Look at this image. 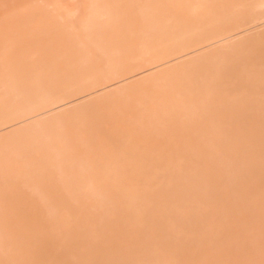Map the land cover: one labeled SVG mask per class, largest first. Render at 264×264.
<instances>
[{"label": "rangeland", "instance_id": "1", "mask_svg": "<svg viewBox=\"0 0 264 264\" xmlns=\"http://www.w3.org/2000/svg\"><path fill=\"white\" fill-rule=\"evenodd\" d=\"M214 1L0 0V114L32 90L82 87L108 69L150 64L180 40L209 39L3 127L0 137L188 62L218 59L203 65L214 63L211 70L199 65L197 77L186 70L189 80L177 74L145 95L126 98L127 91L103 109L95 105L102 114H73L78 121H65L60 139L67 140L51 141L56 148L45 147L48 134L33 137L46 154L35 145L24 150L43 154L39 163L20 147L16 155L17 146L2 151L0 264H264V56L245 65L252 73H240L241 82L242 54L232 50L264 34V0ZM244 15L240 27L210 34ZM109 118L121 124L110 132Z\"/></svg>", "mask_w": 264, "mask_h": 264}, {"label": "bare ground", "instance_id": "2", "mask_svg": "<svg viewBox=\"0 0 264 264\" xmlns=\"http://www.w3.org/2000/svg\"><path fill=\"white\" fill-rule=\"evenodd\" d=\"M216 1V0H215ZM214 1V2H215ZM227 1V0H226ZM237 1V0H236ZM242 1V0H241ZM213 2V3H214ZM232 2V1H231ZM264 2V1H263ZM227 4L229 3V1L228 2H226ZM160 4V3H159ZM185 4V3H184ZM203 4V3H202ZM204 5H206V4H204ZM203 7V6H202ZM220 7V6H219ZM161 8V7H160ZM201 8V7H200ZM204 8V7H203ZM207 8V7H206ZM217 8V7H216ZM185 9H187V8H185ZM215 9V8H214ZM218 9V8H217ZM37 10V9H36ZM162 10V9H161ZM184 10V9H183ZM204 10H206L205 8H204ZM220 10V9H219ZM218 10V11H219ZM38 11V10H37ZM93 11H95V10H93ZM155 11V10H154ZM199 11V10H198ZM185 12H186V10H185ZM184 12V13H185ZM208 12H209V10H208ZM156 13V12H155ZM200 13V12H199ZM219 13V12H218ZM183 14V13H182ZM197 14H198V12H197ZM209 14H210V12H209ZM95 15L97 16V12H95ZM95 15L93 16V17H95ZM113 14H111V16H112ZM157 15V14H156ZM159 15V14H158ZM188 15V14H187ZM195 15V17H196V13L194 14ZM199 16H201L200 14H198ZM149 16V15H148ZM151 16V15H150ZM155 16V15H154ZM219 16V15H218ZM160 17V16H159ZM185 17V16H184ZM198 17V16H197ZM210 17H211V15H210ZM150 18V17H149ZM180 18V17H179ZM187 18H192V20H193V23H194V19H193V17H191L190 15H189V17L187 16ZM156 19H158V18H156ZM246 19H248L247 17H246V15H244V16H239V17H236V18H230V20L227 22V25L226 24H224L223 26H221L220 28H218V30H212L213 32H210V34L211 33H213V36H215V34H218V32L219 33H221L222 31H224V30H230V28L231 27H235L236 25H238L237 27H240L242 24H243V22L245 23L247 20ZM87 20H88V18H87ZM151 20V19H150ZM180 21H181V19H179ZM178 20V21H179ZM191 20V19H190ZM192 20H191V23H192ZM196 20V19H195ZM216 20V19H215ZM146 21H147V19H146ZM176 21V20H175ZM186 21H188V19L186 20ZM198 21H200L199 19H198ZM197 20H196V22H198ZM94 22V21H93ZM113 22H115L114 20H113ZM184 22V21H183ZM182 22V23H183ZM109 24V23H108ZM116 24V23H115ZM148 24V23H147ZM185 24H187V23H185ZM240 24V25H239ZM89 24H87V26H88ZM112 25H114V24H112ZM151 25V24H150ZM154 25V24H153ZM183 25V24H182ZM188 25V24H187ZM226 25V26H225ZM86 26V27H87ZM91 26V25H90ZM193 26H194V24H193ZM154 27V26H153ZM153 27H150V28H153ZM179 27V26H178ZM188 27V26H187ZM149 28V29H150ZM161 28V27H160ZM182 28V27H181ZM91 29V28H90ZM112 29V28H111ZM116 29V28H115ZM184 29H187L186 27L184 28ZM184 29H181L182 31H184ZM192 28H190V26H189V30H191ZM221 29V30H220ZM95 30V29H94ZM93 30V31H94ZM232 30V29H231ZM85 31H86V29H85ZM146 31V30H145ZM147 31H148V29H147ZM155 31H156V29H155ZM181 31V32H182ZM186 31V30H185ZM187 31H188V29H187ZM228 32V31H227ZM87 33V32H86ZM143 33V32H142ZM225 33H226V31H225ZM194 34H196V33H194ZM206 33H204V35H205ZM209 34V33H208ZM199 35H202V36H199ZM264 35V34H263ZM263 35H261L262 37H255V38H253L252 37V39L250 38V40H248V41H245V42H241V44H237V45H232V47H233V49H232V47L230 48V49H232V50H234V53H239V54H244L245 55V52L244 53H241V50H244L245 51V49L248 51V50H250L249 52L251 53L250 55L249 54H247V52H246V57L243 55V57H242V55L241 56H238V58L236 57V60H237V62H238V60H239V64H240V67H241V69L243 68H247V66H249V65H251V64H255V66L257 65V59L258 58H260V57H263L264 56V36ZM91 36H92V34H91ZM198 36V37H197ZM193 37H194V35H193ZM204 38V42H205V40L207 41V40H209V39H206V36H203V34H196L195 35V38ZM89 38V37H88ZM187 38V37H186ZM192 38V37H191ZM190 37H188V39L190 40V41H188V42H186V40L184 39V38H182V39H184V41L185 42H183V40H182V42L183 43H181V40L179 41L180 42V44H178L177 45V43H175V45L173 46V47H168V50L166 49L167 48V46H166V48H165V52L163 51V54H161L160 56L158 55V58H156L155 57V60H154V58H153V62H151L150 64L149 63H147L146 65H144L145 64V62L143 63V66H140L139 64L141 63L142 64V62H140V63H138V65H139V67L138 66H136V64H133V65H135L136 67H134V68H132V69H130V71H129V68H127V70L129 71H127V73H125V72H117V71H114L113 69V71H111L110 69H108V71H110V72H108V73H105V74H100L99 76H97V74H96V76L94 77V79L93 80H91V82L88 84V85H83L82 87H77V88H75V89H67V90H65V88L64 89H57L58 87H56V89L55 90H52V91H50V90H43L42 92H39V91H34L33 92V90H32V93H31V97L30 96H28V97H26V96H24V97H22V99H24L25 97H26V99L25 100H21L20 98H19V100H21V102L19 101V103L16 105V106H14L13 108H12V110H10V111H8V112H5V113H2V114H0V129H2L3 127H6V126H10V125H13V124H15V123H20V122H25L26 121V123H28V120L29 119H31V118H35V116L36 115H38V114H41V113H44V112H46V111H48V110H50L53 106H58V104H60V103H64V102H66V101H68L69 99H71V98H73V97H76V95H78V94H82V93H84V92H86V91H91V89L93 90L94 88L96 89V88H99V87H101V86H104V85H106V84H108V83H110V82H112V81H114V80H117V79H120V78H122V77H124V76H126V75H128V74H130V73H132V72H135V71H139V69H141V68H143V67H146V66H149V65H152V64H160V62L162 63V62H164V60H166V59H168V58H170V57H175V55H177L178 56V54H181V53H184V52H187L189 49H192L193 47H197L196 45H198V43H201L202 41L201 40H203V38L202 39H200V41H199V39H191ZM187 39V40H188ZM212 39H213V37H212ZM247 40V39H246ZM198 41V42H197ZM178 42V43H179ZM193 43V44H191V43ZM197 43V44H194V43ZM204 42H202V43H204ZM173 45V44H172ZM200 45V44H199ZM89 46H90V44H89ZM99 46V45H98ZM169 46H171V45H169ZM88 47V46H87ZM71 48H72V46H71ZM70 48V49H71ZM104 48V47H103ZM163 48V49H164ZM251 48H252V51H251ZM96 48H94V50H95ZM99 50H101V49H99ZM159 51H161L160 53H162V50H159ZM231 51V50H230ZM232 52V51H231ZM231 52H230V56L232 55L233 56V54H231ZM159 53V54H160ZM253 53V54H252ZM259 54H261L260 56H259ZM221 55H222V53H221ZM263 55V56H262ZM155 56V53L153 54V56L152 57H154ZM223 56H224V54H223ZM226 56V55H225ZM234 56H236V55H234ZM258 56V57H257ZM152 57H151V59H152ZM212 57H213V59H212ZM211 57V59H209V60H207L208 62H210L211 60V62H214L215 60H217L218 61V59H215L214 60V57L215 56H212ZM241 57V58H240ZM216 58V57H215ZM225 58V57H224ZM53 59H55V58H53ZM201 59H203V58H201ZM201 59H199L198 61L200 62H197L196 63V61L197 60H194V61H191L192 62V64H191V62H188V63H186V64H184V65H181L180 67H177L173 72H172V70H169V71H171V72H169V71H164L165 73H162V74H160V75H154V77H152V78H146V79H143L141 82H139V83H136V84H134L132 87H131V85L130 86H128V89H126L127 88V86L124 88V89H122L121 88V90H118L119 92H117V91H115L114 93H110V95L109 94H106L107 96H109L108 98H105V99H96V102L94 103H88V104H85L84 106H82V107H80L79 109H72L73 111V113H71L70 111H69V113H68V111H66V112H63L62 113V115H61V113L60 114H56L55 116H53V117H51V118H47V119H44V120H39V121H35L34 123H31V124H28V125H25V126H23V127H21V128H19V129H15V131L14 132H12V133H10V134H7V135H5V136H2V137H0V153H1V155H3L2 154V151L4 152V150L5 149H7V148H9L10 146H13V147H15L16 148V146H17V150L15 151L17 154L16 155H20L21 154V152L19 153V151H21V149H23V151L24 152H26V154H28L27 152H29V150L31 149V148H33V147H31L32 145H35L34 146V149H36V151H38L39 150V147H40V145H39V143L36 141L35 143L37 144V146H36V144L35 143H33V141L35 140L34 138H36L38 135H39V137H37V138H41L40 136H43V135H45L43 138H47L46 137V135L48 136V139L50 140L49 142V145L48 146H45V147H48L47 149H49V148H52L51 146H54L53 148H56L55 147V145H53L52 144V142L51 141H53V143L55 144L56 143V145H57V143H60V136H61V134H62V132L64 131V132H66L65 130H61V128L63 127V124L65 123V121L67 120L68 121V123L70 122V117L71 116H73L72 117V121L71 122H73V119L75 120V119H77V117L76 116H81L82 115V113L84 114V112H88V111H91L90 113L92 114L93 112H95V114H99V112L100 111H98V110H100L99 109V107L98 106H95V105H98L99 104V106L100 107H102L103 105V107L101 108V109H103L104 107H105V104L107 103V102H109L110 100L112 101L113 100V103L112 104H114V103H116V102H114V101H116V100H119L120 99V97H122L123 96V94L124 93H126L127 91V95H129V94H131V95H129V96H126V98L127 97H131L133 94H137L138 92H140V94L141 95H145V92H143V91H145L146 89V87H148L149 88V86H150V89L151 88H153V86L152 85H156V83L159 81V82H161V81H164V83H166V80H169V78L170 77H173V78H175L176 76H178L179 74L181 75H179L180 77H182L183 76V73L184 74H186V72L187 71H189V72H187V74H190V72H191V74L194 72V73H199L200 72V70L199 69H201V68H198V66L200 65H202L201 67H203V69H204V67H205V69L207 68V69H210L211 67L210 66H212V64H214V63H212V64H209L208 65V67H210V68H208V67H206V66H203V65H207L206 64V59H207V57H205V63L203 64V62L204 61H201ZM262 59H264V58H262ZM147 60V59H146ZM148 60H150V59H148ZM147 60V61H148ZM214 60V61H213ZM256 60V61H255ZM146 61V62H147ZM151 61V60H150ZM114 62V61H113ZM194 62V63H193ZM207 62V63H208ZM259 63H260V61H259ZM218 65H219V63H217ZM238 64V65H239ZM247 64V66H245ZM262 64H263V60H262ZM132 65V66H133ZM16 66V65H15ZM243 66V67H242ZM17 67V66H16ZM217 67V68H216ZM236 68H238L237 66H235ZM252 67V65L250 66V68ZM147 68V67H146ZM195 68H198V70H196V71H194L195 70ZM235 68V69H236ZM249 68V67H248ZM12 69V68H11ZM121 69V68H120ZM204 69V70H205ZM215 69L216 70H218V66H215ZM187 70V71H186ZM204 70H201L202 72L204 71ZM211 70V69H210ZM245 70V69H244ZM244 70H240V68H239V73H238V75L240 76V77H238V79L240 78L241 79V76H242V74L244 73V74H247V72H251L252 73V70L251 71H244ZM257 70V69H256ZM9 71V70H8ZM12 71V70H11ZM121 71H123V70H121ZM186 71V72H185ZM220 71V70H219ZM237 71V70H236ZM240 71H244V72H240ZM13 72V71H12ZM168 72V73H167ZM246 72V73H245ZM254 72H255V70H254ZM14 73V72H13ZM192 74V76L194 75L195 76V74ZM196 73V74H197ZM206 73H209V70H207V71H205V74ZM217 73H219V72H217ZM240 73H242L241 75H240ZM259 72H257L256 74H258ZM176 74V75H175ZM178 74V75H177ZM187 74H186V76H187ZM190 74V75H191ZM204 74V75H205ZM243 74V75H244ZM256 74H254L253 73V76L254 75H256ZM12 75V74H11ZM15 75H16V73H15ZM190 75H188L187 76V78H188V80H189V77H190ZM211 75V74H210ZM223 75V74H222ZM259 75V74H258ZM257 75V76H258ZM10 76V75H9ZM8 76V77H9ZM178 76V77H179ZM208 76V75H207ZM212 76V75H211ZM214 76V75H213ZM236 76V75H235ZM246 75H244L243 76V78L245 77ZM261 76V75H260ZM169 77V78H168ZM183 77H185V76H183ZM195 77H197V76H195ZM199 78H200V76H198ZM208 77H210V76H208ZM220 77V76H219ZM251 78V76H247L246 77V79L247 78ZM262 77V76H261ZM18 78H21V77H18ZM26 78H28V77H26ZM36 78V77H35ZM198 78V79H199ZM243 78L241 79L242 81L241 82H243ZM248 78V79H249ZM257 78V77H256ZM8 79V78H7ZM24 79V78H23ZM191 79H193V77H191ZM208 79V78H207ZM211 79H213V78H209V80H211ZM246 79H244V82H245V80ZM252 79V78H251ZM10 79H8V81H9ZM29 80V79H28ZM183 80V79H182ZM15 81H18V80H16L15 79ZM21 81V80H20ZM172 81H175V80H171V84L173 85V83H172ZM178 83H181L180 81H179V78H178ZM197 81V80H196ZM250 81V80H249ZM24 82V81H23ZM158 82V83H159ZM169 82V81H168ZM167 82V83H168ZM191 82V80L188 82L187 81V85L189 84H191L190 83ZM195 82V81H194ZM253 82V81H252ZM8 83V82H7ZM163 83V86L165 85ZM42 84V83H41ZM44 84V83H43ZM184 84V83H183ZM255 84V83H254ZM14 85V84H13ZM17 85V84H16ZM168 85H170L169 83H168ZM175 85V84H174ZM182 85V84H181ZM185 85V84H184ZM187 85H185V87L187 86ZM188 85V86H189ZM10 86V85H9ZM18 86H20V84L18 85ZM30 86H32L31 85V83H30ZM36 86V85H35ZM152 86V87H151ZM159 86V85H158ZM158 86L157 87H154V89L155 88H158ZM171 86V85H170ZM169 86V87H170ZM177 86V85H176ZM193 86V84L191 85V87ZM25 87V86H24ZM28 87V86H27ZM45 87H47V86H45ZM160 87H162V86H160ZM165 87V86H164ZM166 87H167V85H166ZM169 87H168V89H169ZM30 88V87H29ZM41 88V87H40ZM48 88V87H47ZM60 88V87H59ZM178 88H179V86H178ZM18 89V88H17ZM42 89H44V86H43V88ZM149 89V90H150ZM158 89H161V88H158ZM157 89V90H158ZM162 89H163V87H162ZM165 89V88H164ZM180 89V88H179ZM191 89V88H190ZM205 89H206V87H205ZM208 89V88H207ZM205 90L203 93H204V95H205V92H207L208 90ZM24 90V88L22 89V91ZM124 90H126V91H124ZM143 90V91H142ZM182 90V89H181ZM192 90V89H191ZM141 91H142V93H141ZM162 91V90H161ZM211 91H212V89H211ZM216 91V90H215ZM28 92V91H27ZM122 92V93H121ZM151 93H152V90L150 91ZM159 92V91H158ZM157 92V93H158ZM202 92V91H201ZM209 92V91H208ZM87 93V92H86ZM129 93V94H128ZM133 93V94H132ZM165 93V92H164ZM162 94V93H161ZM209 93H206V95H208ZM33 95V96H32ZM106 95H104V97H106ZM156 95V93H154V96ZM160 96V95H159ZM21 97V96H20ZM157 98H158V96H156ZM162 99V98H161ZM99 100V101H98ZM123 100V99H122ZM122 100H120V101H122ZM126 100H128V99H126ZM243 102V101H242ZM102 103V104H101ZM105 103V104H104ZM117 103H118V101H117ZM244 103V102H243ZM101 104V105H100ZM111 104V103H110ZM110 104H108V105H110ZM244 106H247V103H245V105ZM92 109V110H91ZM106 109V108H105ZM111 109V108H110ZM76 110V111H75ZM242 110V109H241ZM249 110V109H248ZM96 111H98V112H96ZM113 111V110H112ZM102 112V111H101ZM100 112V114H102ZM109 112V111H108ZM244 112V111H243ZM245 112H247V111H245ZM65 113H67V114H65ZM73 114H80V115H76L75 116V118H74V115ZM115 114V113H114ZM247 114V113H246ZM112 115V114H111ZM109 116V115H108ZM116 117H118V116H116ZM120 117V116H119ZM113 118V117H112ZM110 119V120H108V122L110 123V125H111V122H114V118L113 119ZM69 119V120H68ZM79 119H81V118H79ZM103 120H104V118H102ZM117 118H115V122L117 123V124H115V122L111 125V126H113L114 124L115 125H118L119 126V124L120 123H122V124H124V121H121L120 122V119H122V120H124L123 118H118L119 120V122H117V120H116ZM32 120V119H31ZM86 119L84 118V121H85ZM106 120V119H105ZM104 120V121H105ZM76 121V120H75ZM77 121H78V119H77ZM82 121H83V119H82ZM83 121V122H84ZM67 123V122H66ZM106 123V122H105ZM61 124V125H60ZM84 124H85V122H84ZM67 125V124H66ZM89 125V124H88ZM106 125V126H105ZM104 126L106 127L105 128V131L107 130V131H109L110 132V130L111 129H113L114 130V127L115 126H113L112 128H111V126H110V129L108 128V126H107V123L105 124ZM121 125V124H120ZM62 126V127H61ZM67 127H68V125H67ZM87 127V126H86ZM103 127V126H102ZM121 127V126H120ZM108 128V129H107ZM118 128V127H117ZM58 129V130H57ZM103 130H104V127L102 128ZM115 129H116V127H115ZM67 130H69L68 128H67ZM95 130V129H94ZM112 130V131H113ZM62 131V132H61ZM70 131V130H69ZM69 131H67V132H69ZM56 132V133H55ZM58 132L60 133V134H58ZM55 134L54 136L53 135H51V134ZM58 134V135H57ZM35 135V136H34ZM64 135V138L63 139H66L65 138V134H63ZM52 137L53 139H51V138H49V137ZM34 137V138H33ZM57 137V138H56ZM32 138L34 139L31 143H30V141L32 140ZM56 138V139H55ZM58 138L60 139V140H58ZM30 139V140H29ZM48 139H46V142L48 141ZM62 139V140H63ZM61 140V141H62ZM67 140V139H66ZM44 141V140H43ZM42 141V142H43ZM69 141V140H68ZM41 142V143H42ZM45 142V141H44ZM43 142V143H44ZM64 142V141H63ZM33 143V144H32ZM42 143V144H43ZM67 143V142H66ZM14 144V145H13ZM41 144V145H42ZM45 144V143H44ZM48 144V143H47ZM50 144H51V146H50ZM10 145V146H9ZM21 145H23L24 146V148H23V146H21ZM28 145H30L29 147V150L28 151H25L24 149L25 148H27L28 147ZM44 146V145H43ZM19 147L21 148V149H19ZM42 148V150L41 151H43V147L41 146L40 147V149ZM9 149H11V148H9ZM34 149H31V151L32 150H34ZM45 150L42 152L43 154H44V152L45 151H47V149L46 148H44ZM19 150V151H18ZM51 150V149H50ZM260 150H262V149H260ZM9 151V150H8ZM7 151V152H8ZM11 151V150H10ZM14 151V150H13ZM226 151V150H225ZM259 151V150H258ZM39 153H40V150L38 151ZM38 152H37V154H38ZM262 152V151H261ZM260 152V153H261ZM10 153V152H9ZM34 153V152H33ZM36 153V152H35ZM34 153V154H35ZM24 154V153H23ZM43 154H39L38 156L36 155L35 157H40L41 155H43ZM46 154V153H45ZM44 154V155H45ZM5 156L7 155L6 154V152H5V154H4ZM28 155H30V154H28ZM5 156H3L4 158H5ZM47 156V155H46ZM132 156V155H131ZM1 157V156H0ZM29 157L31 158V157H33V159L35 160L36 158L34 157V156H32V155H30V156H27V161L28 160H30V161H28V162H34V161H32V159H29ZM2 158V157H1ZM42 158V157H41ZM134 158V157H133ZM138 158V157H137ZM128 159V158H127ZM8 160V159H7ZM40 160V159H39ZM131 160H134V159H131ZM36 161H37V159H36ZM139 161V160H138ZM134 162H136V161H134ZM36 163H39L38 161L36 162ZM6 164V163H5ZM10 163L8 162V165H9ZM132 164V163H131ZM211 178V177H210ZM197 180V179H196ZM196 180H194L195 182H196ZM191 181V180H190ZM197 182H198V180H197ZM119 183V182H118ZM199 183V182H198ZM181 186V185H180ZM179 186V187H180ZM180 199V198H179ZM131 214V213H130ZM130 217V216H129ZM58 260V259H57Z\"/></svg>", "mask_w": 264, "mask_h": 264}]
</instances>
